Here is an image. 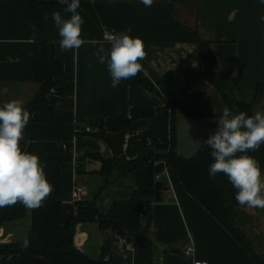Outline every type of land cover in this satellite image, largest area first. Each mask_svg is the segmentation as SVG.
<instances>
[{"label":"crops","instance_id":"crops-1","mask_svg":"<svg viewBox=\"0 0 264 264\" xmlns=\"http://www.w3.org/2000/svg\"><path fill=\"white\" fill-rule=\"evenodd\" d=\"M38 1L41 5L35 18L24 2L0 0V89H8L6 94L0 93V104L21 99L28 110L40 89L34 80L36 41L48 42L50 51L64 62L63 95L48 97L55 110L46 121L41 113L33 115L31 143L25 151L41 159L47 147H62V151L48 154L50 159L65 161L61 169L62 224L74 211L76 187L84 189V201L96 200L103 210L134 187L131 175L115 173L111 176L113 184L105 189V178L100 175L102 163L94 158H87L83 173H79L77 160L85 153L130 161L167 145L172 137L171 111L158 94L129 84L135 77L121 81L115 89L111 87L107 63L100 64L94 55L101 46L110 48L103 40L105 32H127L130 26L129 35L141 38L145 44L147 56L140 61L143 72L148 74L143 63L158 74L171 71L177 96L189 115L218 117L227 105L221 91L209 80L195 34L210 44L217 75L228 77V89L237 101L253 103L257 87L264 85V22L260 20L264 4L260 0H154L151 7L140 0H80L77 11L84 20L81 38L85 43L78 50L66 52L59 50L61 37L52 14L59 11L66 19L71 14L64 11L66 6L59 0ZM136 108L158 112L126 130L108 132L112 146L94 135L106 123L128 121ZM160 181L167 184V189L160 202L147 204L143 219V233L152 242V253L123 242L122 256L114 248L118 241L113 244L112 264H193L194 260L257 264L187 192L175 170L167 168ZM106 190L109 194L104 197ZM31 227L32 210L27 209L24 218L0 226V247L23 244ZM107 234L96 222L79 223L74 243L86 256L97 260ZM184 244L193 247V258L172 251ZM257 247L253 251L264 258V244L258 243ZM19 263L16 254L0 255V264ZM40 264L50 263L42 259Z\"/></svg>","mask_w":264,"mask_h":264},{"label":"trees","instance_id":"trees-1","mask_svg":"<svg viewBox=\"0 0 264 264\" xmlns=\"http://www.w3.org/2000/svg\"><path fill=\"white\" fill-rule=\"evenodd\" d=\"M24 2L38 18V0H16ZM199 52L209 74L210 82L223 94L224 100L233 111L239 110L248 115L253 114V107L258 103L264 93V85L257 87L253 103L244 104L232 95L228 89V77L220 78L217 75V61L213 57L209 43L195 34ZM34 80L40 84V89L28 107L30 121L24 130L25 140L21 141L22 150H25L28 141L33 115L41 113L43 121L49 114L54 113L55 104L50 101V95H63L64 62L51 51L48 42L36 41ZM147 75L142 71L131 85L145 88L149 92L158 94L171 111L172 137L167 145L157 147L135 160H121L116 157L105 159L99 154L87 152L77 160L78 172H82L84 161L94 158L102 163L100 175L105 178V189L113 184L111 176L131 175L134 187L130 193L111 201L107 210H103L97 201H81L74 203V211L65 224L61 223L62 211V166L64 160L50 159L48 154L52 151H62L61 146H49L42 155L41 162L46 166L47 179L54 186L52 194L44 201L43 206L32 210V227L28 235V246L23 244L0 247V255L16 254L20 258L19 264H40L42 259L50 264H112L113 244L119 238H125L127 243L135 248H143L152 253V242L143 233V220L141 211L144 204L160 202L167 184L157 180L156 176L164 173L167 168L176 171L179 180L187 192L197 200L232 237L251 254L257 264H264V258L253 251L250 239L242 225L241 207L235 200L236 191L232 188L224 174H217L213 179L208 175L209 165L213 162L210 156L211 149L205 144L199 154L191 160H185L179 155V119L178 114L201 119L199 115H189L182 107L173 84L171 71L158 74L147 67ZM158 110L136 108L132 117L126 122L106 123L94 135L103 139L112 146L108 132H119L131 127L142 119L153 118ZM105 110L103 109V118ZM260 163L264 171V145L257 152H249ZM27 208L17 203L14 206L0 208V226L7 222L17 221L25 217ZM96 222L100 229L108 233L105 237L101 257L91 259L77 249L74 243L75 229L79 223ZM151 223L150 218L147 225Z\"/></svg>","mask_w":264,"mask_h":264},{"label":"clouds","instance_id":"clouds-1","mask_svg":"<svg viewBox=\"0 0 264 264\" xmlns=\"http://www.w3.org/2000/svg\"><path fill=\"white\" fill-rule=\"evenodd\" d=\"M59 2L66 6L64 11L71 14L67 19L59 11L52 14L61 37L59 50H78L85 43L81 38L84 20L77 11L80 0ZM140 2L151 7L154 0ZM260 3L264 4V0ZM260 20L264 22V14ZM131 31L129 26L127 32H105L103 40L110 48L106 50L101 46L94 53L100 64L107 63L113 89L143 71L140 61L147 56L145 44L141 38L129 35ZM7 92L6 86L0 89V93ZM29 121L30 112L23 100L12 99L0 104V208L20 203L34 210L42 207L54 191L40 157L22 150L21 141L25 140L24 130ZM216 124V130L203 142L211 149L213 159L208 168L209 177L214 179L217 174H224L236 189L235 200L241 207L264 209V176L259 161L248 154L259 151L264 145V111L248 115L225 105ZM28 243L25 240L23 246L27 247ZM114 248L123 256V241L114 244Z\"/></svg>","mask_w":264,"mask_h":264},{"label":"water","instance_id":"water-1","mask_svg":"<svg viewBox=\"0 0 264 264\" xmlns=\"http://www.w3.org/2000/svg\"><path fill=\"white\" fill-rule=\"evenodd\" d=\"M262 109H264V93L261 95L258 103L253 107V113L257 110L261 111ZM178 119L179 155L185 160H191L196 157L203 149L205 145L203 142L208 138L209 134L216 130V120L218 117H204L201 119H196L191 116L178 114ZM261 172L262 176H264V171L261 170ZM232 188L234 189L233 186ZM234 190L236 191V189ZM108 194L109 192L106 194V196H108ZM107 202L108 201H106V203ZM186 245L187 244H184L180 247H173L172 251L184 254L183 250L186 248Z\"/></svg>","mask_w":264,"mask_h":264},{"label":"rangeland","instance_id":"rangeland-1","mask_svg":"<svg viewBox=\"0 0 264 264\" xmlns=\"http://www.w3.org/2000/svg\"><path fill=\"white\" fill-rule=\"evenodd\" d=\"M124 178V177H122ZM134 184L133 177H130ZM108 191L104 193V197ZM242 225L250 239L251 247L257 251V244H264V209L245 207L241 212Z\"/></svg>","mask_w":264,"mask_h":264},{"label":"built area","instance_id":"built-area-1","mask_svg":"<svg viewBox=\"0 0 264 264\" xmlns=\"http://www.w3.org/2000/svg\"><path fill=\"white\" fill-rule=\"evenodd\" d=\"M87 132H90V129H87ZM161 174L156 176L157 180H160ZM73 199L75 202H81L85 200V196H84V189L81 187H76L74 189L73 192ZM146 212H147V204H144L142 207V211H141V219L143 220L146 216ZM123 241L124 243H126V239L125 238H119V242ZM185 256L188 258H193L194 255V249L193 247H186L185 248V252H184ZM193 264H208L207 262L204 261H196L194 260Z\"/></svg>","mask_w":264,"mask_h":264}]
</instances>
